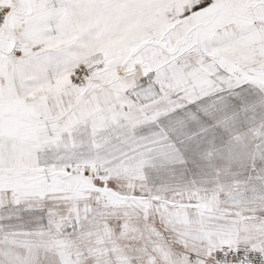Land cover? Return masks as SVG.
<instances>
[{
    "label": "snow or ice",
    "instance_id": "1",
    "mask_svg": "<svg viewBox=\"0 0 264 264\" xmlns=\"http://www.w3.org/2000/svg\"><path fill=\"white\" fill-rule=\"evenodd\" d=\"M0 264H264V0H0Z\"/></svg>",
    "mask_w": 264,
    "mask_h": 264
}]
</instances>
